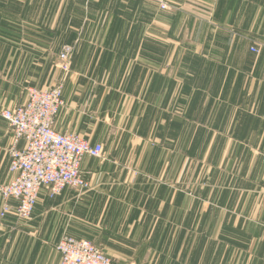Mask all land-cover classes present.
<instances>
[{"label": "crops", "instance_id": "0c3cea01", "mask_svg": "<svg viewBox=\"0 0 264 264\" xmlns=\"http://www.w3.org/2000/svg\"><path fill=\"white\" fill-rule=\"evenodd\" d=\"M167 5L0 0V112L52 87L72 46L54 129L103 151L81 161L87 191L0 218V264H60L64 235L111 264H264V0ZM11 142L0 116V184Z\"/></svg>", "mask_w": 264, "mask_h": 264}, {"label": "built area", "instance_id": "2783aa9c", "mask_svg": "<svg viewBox=\"0 0 264 264\" xmlns=\"http://www.w3.org/2000/svg\"><path fill=\"white\" fill-rule=\"evenodd\" d=\"M159 6L166 10L167 0H159ZM251 52L257 54L258 50L252 48ZM72 55L73 47L69 45L59 52L56 67L64 74L70 71ZM62 89V82L45 90L29 88L23 104L0 112L12 134L7 154L8 171L13 175L9 183L0 184V218L13 215L20 221H29L42 189L54 198L65 188L82 193L90 187L81 175L80 164L84 157L101 158L102 147L90 145L77 134L55 131L56 118L63 107ZM9 200L16 206L9 205ZM56 250L60 264H111L109 257L86 240L64 235Z\"/></svg>", "mask_w": 264, "mask_h": 264}, {"label": "rangeland", "instance_id": "374dc122", "mask_svg": "<svg viewBox=\"0 0 264 264\" xmlns=\"http://www.w3.org/2000/svg\"><path fill=\"white\" fill-rule=\"evenodd\" d=\"M57 65H58V62L56 61L55 64H54V67L57 68L56 67ZM57 70H59L60 76H59L57 82H55V84L59 83V82H62L64 84V81H65V78H66L67 74H64L62 71H60V69H57Z\"/></svg>", "mask_w": 264, "mask_h": 264}]
</instances>
